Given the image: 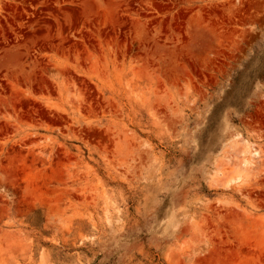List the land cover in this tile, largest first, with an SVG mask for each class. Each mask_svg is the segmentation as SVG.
<instances>
[{"label":"rangeland","instance_id":"rangeland-1","mask_svg":"<svg viewBox=\"0 0 264 264\" xmlns=\"http://www.w3.org/2000/svg\"><path fill=\"white\" fill-rule=\"evenodd\" d=\"M0 264H264V0H0Z\"/></svg>","mask_w":264,"mask_h":264},{"label":"bare ground","instance_id":"bare-ground-1","mask_svg":"<svg viewBox=\"0 0 264 264\" xmlns=\"http://www.w3.org/2000/svg\"><path fill=\"white\" fill-rule=\"evenodd\" d=\"M236 146V145H235ZM250 146V145H249ZM253 147V146H252ZM232 148H233V146H232ZM243 149V148H242ZM224 150H226V149H224ZM232 150V149H231ZM247 150H249V149H247ZM247 150L245 149V151L247 152ZM233 151V150H232ZM236 151H237V149H236ZM239 151H241V150H239ZM228 152V151H227ZM238 152V151H237ZM236 152V153H237ZM250 152V151H249ZM252 154H249L250 155V159H247V158H244V159H241V160H238L237 158V160H235L236 161V164H237V169H238V166H239V170H232V172L234 171L235 173H232V174H234V175H230L229 173H227V172H225V171H223V175L220 177V180H226L227 182H232V181H240V180H242V173H241V169H243V170H248V172L249 171H251V170H249L250 169V163H253L252 161L260 154V151L258 150V149H253L252 151ZM250 152V153H251ZM229 153H230V151H229ZM232 153V152H231ZM247 154V153H246ZM252 155V156H251ZM228 156H230V155H227V153H225V155L223 156V161L222 162H227V157ZM260 156V155H259ZM231 157V156H230ZM230 159V158H229ZM234 159V158H233ZM232 160V159H231ZM235 163V162H234ZM222 164V163H221ZM224 170V169H223ZM219 172V171H218ZM218 174V173H217ZM243 174H245V173H243ZM214 175V174H213ZM244 176V175H243Z\"/></svg>","mask_w":264,"mask_h":264}]
</instances>
